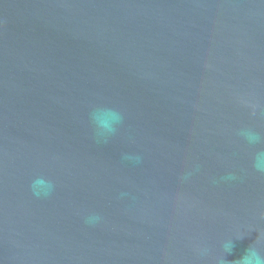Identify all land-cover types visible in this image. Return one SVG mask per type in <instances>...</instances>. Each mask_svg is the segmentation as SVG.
I'll return each instance as SVG.
<instances>
[{
    "label": "water",
    "instance_id": "obj_1",
    "mask_svg": "<svg viewBox=\"0 0 264 264\" xmlns=\"http://www.w3.org/2000/svg\"><path fill=\"white\" fill-rule=\"evenodd\" d=\"M97 106L124 117L106 143ZM258 151L264 0H0V264L264 251Z\"/></svg>",
    "mask_w": 264,
    "mask_h": 264
},
{
    "label": "clouds",
    "instance_id": "obj_2",
    "mask_svg": "<svg viewBox=\"0 0 264 264\" xmlns=\"http://www.w3.org/2000/svg\"><path fill=\"white\" fill-rule=\"evenodd\" d=\"M123 114L111 107L97 106L89 113V120L94 126L95 135L98 142H107V140L117 132L118 126L123 122ZM249 144H257L261 142L262 137L251 130H243L240 133ZM123 159L127 161L139 162L140 157L138 155L124 154ZM253 167L259 173H264V151H258L255 154ZM228 179L234 177L229 176ZM31 191L34 196L42 197L48 196L54 189V184L50 179L44 176L35 177L30 185ZM99 216L93 215L87 218V222L98 221ZM233 248L232 239L224 241L222 244V256L217 261V264H227L224 259L225 253H230ZM233 264H264V251H261L254 245L249 247L246 253Z\"/></svg>",
    "mask_w": 264,
    "mask_h": 264
}]
</instances>
